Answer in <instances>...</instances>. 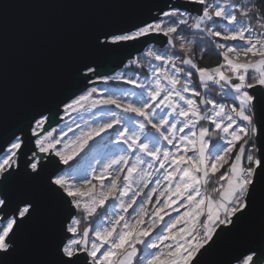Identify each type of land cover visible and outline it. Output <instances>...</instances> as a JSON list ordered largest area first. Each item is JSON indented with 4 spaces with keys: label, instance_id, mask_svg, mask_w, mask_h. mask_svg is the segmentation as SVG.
Instances as JSON below:
<instances>
[{
    "label": "snow or ice",
    "instance_id": "6c2138e0",
    "mask_svg": "<svg viewBox=\"0 0 264 264\" xmlns=\"http://www.w3.org/2000/svg\"><path fill=\"white\" fill-rule=\"evenodd\" d=\"M76 2L55 71L0 55V264H264V0Z\"/></svg>",
    "mask_w": 264,
    "mask_h": 264
},
{
    "label": "water",
    "instance_id": "95a60500",
    "mask_svg": "<svg viewBox=\"0 0 264 264\" xmlns=\"http://www.w3.org/2000/svg\"><path fill=\"white\" fill-rule=\"evenodd\" d=\"M104 11L76 0H0V55L10 97L55 71L89 21ZM143 15L144 10H136L131 18ZM125 54L113 57L109 67ZM207 259L208 264H214L217 257Z\"/></svg>",
    "mask_w": 264,
    "mask_h": 264
},
{
    "label": "rangeland",
    "instance_id": "374dc122",
    "mask_svg": "<svg viewBox=\"0 0 264 264\" xmlns=\"http://www.w3.org/2000/svg\"><path fill=\"white\" fill-rule=\"evenodd\" d=\"M127 71V70H126ZM98 87H104V85L101 83V84H98L97 85Z\"/></svg>",
    "mask_w": 264,
    "mask_h": 264
}]
</instances>
